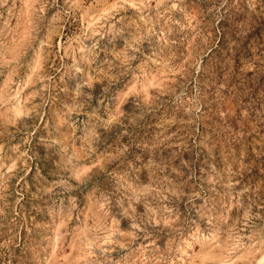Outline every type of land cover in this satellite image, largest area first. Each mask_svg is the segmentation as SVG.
<instances>
[{"label":"rangeland","instance_id":"374dc122","mask_svg":"<svg viewBox=\"0 0 264 264\" xmlns=\"http://www.w3.org/2000/svg\"><path fill=\"white\" fill-rule=\"evenodd\" d=\"M264 0H0V264H261Z\"/></svg>","mask_w":264,"mask_h":264},{"label":"bare ground","instance_id":"6f19581e","mask_svg":"<svg viewBox=\"0 0 264 264\" xmlns=\"http://www.w3.org/2000/svg\"><path fill=\"white\" fill-rule=\"evenodd\" d=\"M261 264H264V259L261 261Z\"/></svg>","mask_w":264,"mask_h":264}]
</instances>
